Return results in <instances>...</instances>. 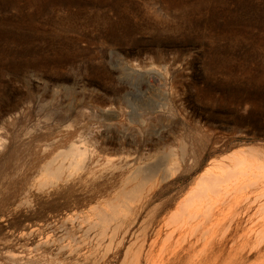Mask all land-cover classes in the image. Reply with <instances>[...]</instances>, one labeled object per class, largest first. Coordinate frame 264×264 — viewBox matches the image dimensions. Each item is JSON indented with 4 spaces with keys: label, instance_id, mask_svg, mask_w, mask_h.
<instances>
[{
    "label": "rangeland",
    "instance_id": "obj_1",
    "mask_svg": "<svg viewBox=\"0 0 264 264\" xmlns=\"http://www.w3.org/2000/svg\"><path fill=\"white\" fill-rule=\"evenodd\" d=\"M169 101L190 122L170 119L164 112ZM110 104L127 110L126 123L112 124L105 137L131 141L135 121H143L145 141L163 137L165 146L182 130H209L230 139L233 150H262L264 0H0V125L44 106L42 114L47 108L66 112L101 133L100 112ZM147 141L145 161L158 163L163 145ZM249 165L237 171L255 174L260 184L245 202L252 205L264 201V164ZM260 205L251 207L257 212L255 226H248L253 237L241 228L249 238L241 239L238 264H264ZM251 250L256 254L246 263Z\"/></svg>",
    "mask_w": 264,
    "mask_h": 264
},
{
    "label": "bare ground",
    "instance_id": "obj_2",
    "mask_svg": "<svg viewBox=\"0 0 264 264\" xmlns=\"http://www.w3.org/2000/svg\"><path fill=\"white\" fill-rule=\"evenodd\" d=\"M110 106L94 122L101 133L49 108L1 121L0 264H238L249 236L241 228L254 225L251 207L262 210L264 201L245 204L260 184L237 170L264 164V148L233 150L215 131L182 130L171 145L146 139L164 148L158 163H147L143 121L131 141L105 137L126 123L127 110ZM174 107L167 102L170 119L190 122Z\"/></svg>",
    "mask_w": 264,
    "mask_h": 264
}]
</instances>
